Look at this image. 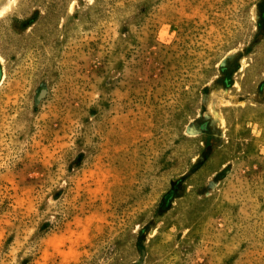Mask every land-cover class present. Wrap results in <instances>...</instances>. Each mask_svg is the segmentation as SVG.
Segmentation results:
<instances>
[{"label":"rangeland","instance_id":"rangeland-1","mask_svg":"<svg viewBox=\"0 0 264 264\" xmlns=\"http://www.w3.org/2000/svg\"><path fill=\"white\" fill-rule=\"evenodd\" d=\"M0 264H264V0H0Z\"/></svg>","mask_w":264,"mask_h":264}]
</instances>
